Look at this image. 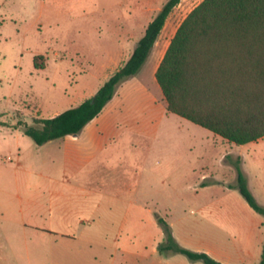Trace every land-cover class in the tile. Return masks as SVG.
Returning a JSON list of instances; mask_svg holds the SVG:
<instances>
[{
  "label": "rangeland",
  "instance_id": "obj_1",
  "mask_svg": "<svg viewBox=\"0 0 264 264\" xmlns=\"http://www.w3.org/2000/svg\"><path fill=\"white\" fill-rule=\"evenodd\" d=\"M166 1L0 0V122L34 125L91 97L129 59ZM202 1H180L146 63L125 85L129 92L115 98L133 99L144 85L163 115L142 98L131 105L116 128L124 133L110 139L102 161L87 172L112 180L91 184L93 195L116 193L122 210L132 205L137 211L129 218L131 230H36L72 219L50 214L49 190L63 181L73 186L65 193L80 194L77 181L86 178V167H65L58 140L39 146L21 129L0 126V264H204L161 250L167 243L158 218L184 248L225 264L260 263L264 216L236 187V165L264 206V137L237 145L169 113L155 79L178 27ZM39 55L44 68L35 67Z\"/></svg>",
  "mask_w": 264,
  "mask_h": 264
},
{
  "label": "trees",
  "instance_id": "obj_2",
  "mask_svg": "<svg viewBox=\"0 0 264 264\" xmlns=\"http://www.w3.org/2000/svg\"><path fill=\"white\" fill-rule=\"evenodd\" d=\"M181 0H167L147 25L129 59L90 98L34 125L19 120L21 129L39 146L78 135L115 96L118 87L136 76L149 58L165 24ZM36 56V68H44ZM155 79L169 113L199 125L228 142L245 145L264 137V0H203L183 20L157 67ZM239 192L258 214L264 206L250 191L240 164ZM166 246L191 261L225 264L206 252L180 246L171 227L158 218ZM259 264H264V243Z\"/></svg>",
  "mask_w": 264,
  "mask_h": 264
},
{
  "label": "crops",
  "instance_id": "obj_3",
  "mask_svg": "<svg viewBox=\"0 0 264 264\" xmlns=\"http://www.w3.org/2000/svg\"><path fill=\"white\" fill-rule=\"evenodd\" d=\"M134 78L135 76L120 84L113 99L78 135H68L56 139L58 142H62L65 167H86V178L77 181L78 185L83 187V189H81L82 192L78 195L65 193L67 188L71 190L73 187L72 184H65L63 181H58L51 186L49 190L51 205L48 206L50 214L55 210L57 213L66 214L69 217L71 216L72 219L57 221L54 225L50 220L46 227L42 226L43 228H36L39 232L50 233L47 229L54 228L57 229L56 231H58L59 234L66 235L76 233L77 231L81 234H88L91 232L105 233L108 229L112 228L132 229L134 222L133 220H129V218H137V211H133L131 208L132 205L122 210L120 207L122 201L121 196L116 193L101 196L93 195L88 189L91 184L100 183L101 185H107V183L112 182V180L92 178L88 176L87 172L95 169L96 162L102 161L100 154L106 150L110 139L116 134L124 133L123 131L116 130V128L120 121H126L125 116L128 115L131 105L138 103L142 98V100L147 102L146 104L151 106L152 113L163 115V108H161V106L156 107L154 98L149 96L144 85L133 91V99H124L119 102L115 101L119 92L122 95L129 92L125 85ZM117 180L118 179L113 180V182L116 184ZM65 182L71 181L67 180ZM118 182L120 183V180H118ZM121 218L123 220H121ZM134 221L136 222L137 220ZM30 224L34 225L32 222H30Z\"/></svg>",
  "mask_w": 264,
  "mask_h": 264
}]
</instances>
